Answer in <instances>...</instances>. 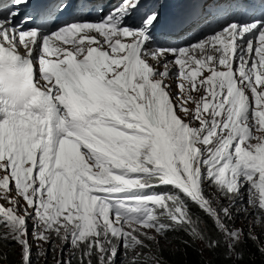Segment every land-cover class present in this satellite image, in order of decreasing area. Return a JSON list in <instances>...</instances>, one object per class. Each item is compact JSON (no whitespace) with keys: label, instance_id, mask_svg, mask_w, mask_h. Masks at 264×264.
Returning a JSON list of instances; mask_svg holds the SVG:
<instances>
[{"label":"snow or ice","instance_id":"1","mask_svg":"<svg viewBox=\"0 0 264 264\" xmlns=\"http://www.w3.org/2000/svg\"><path fill=\"white\" fill-rule=\"evenodd\" d=\"M96 7L0 0V264H264V0Z\"/></svg>","mask_w":264,"mask_h":264},{"label":"trees","instance_id":"2","mask_svg":"<svg viewBox=\"0 0 264 264\" xmlns=\"http://www.w3.org/2000/svg\"><path fill=\"white\" fill-rule=\"evenodd\" d=\"M2 230H3L2 227H0V231ZM195 247L199 249L202 247V245L199 242H197ZM176 249H179V253L175 251ZM12 251L14 250L9 249L10 253ZM183 253H184V249L182 245L176 243L165 245V256L169 258L170 264H177V257L179 259V264H198V261L201 259V256H199L196 251H193L192 248H189L187 250V256H185ZM203 259L205 260L207 259L206 254L203 256ZM33 264H37V263L33 260ZM241 264H243V262H241Z\"/></svg>","mask_w":264,"mask_h":264},{"label":"rangeland","instance_id":"3","mask_svg":"<svg viewBox=\"0 0 264 264\" xmlns=\"http://www.w3.org/2000/svg\"><path fill=\"white\" fill-rule=\"evenodd\" d=\"M5 206H7L5 204ZM237 227H240L241 226V221H237ZM46 247V245H45ZM56 255L58 256V251L53 253V252H50L49 253V256H48V260H47V264H54V260H53V256ZM33 260L37 263V264H44V262L42 261L43 260V257H40L39 259L36 258V253L35 251L33 252Z\"/></svg>","mask_w":264,"mask_h":264},{"label":"clouds","instance_id":"4","mask_svg":"<svg viewBox=\"0 0 264 264\" xmlns=\"http://www.w3.org/2000/svg\"><path fill=\"white\" fill-rule=\"evenodd\" d=\"M47 247V246H46ZM43 262H44V258H43V260H42Z\"/></svg>","mask_w":264,"mask_h":264}]
</instances>
